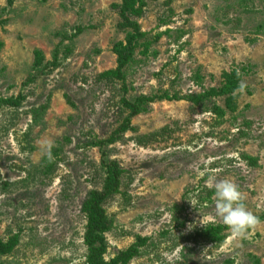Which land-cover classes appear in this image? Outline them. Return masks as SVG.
<instances>
[{
  "label": "rangeland",
  "instance_id": "obj_1",
  "mask_svg": "<svg viewBox=\"0 0 264 264\" xmlns=\"http://www.w3.org/2000/svg\"><path fill=\"white\" fill-rule=\"evenodd\" d=\"M124 5L0 0V96H23L0 109L2 264H95L84 204L118 167L105 261L264 264V0ZM126 49L124 85L101 78Z\"/></svg>",
  "mask_w": 264,
  "mask_h": 264
},
{
  "label": "trees",
  "instance_id": "obj_2",
  "mask_svg": "<svg viewBox=\"0 0 264 264\" xmlns=\"http://www.w3.org/2000/svg\"><path fill=\"white\" fill-rule=\"evenodd\" d=\"M8 8L12 7L14 3L17 0H6ZM132 5V0H125L124 7H129ZM8 8L1 7L0 11H8ZM1 25V23H0ZM81 29L79 27H76V34L80 32ZM3 43L0 40V48ZM39 53L36 52V58L34 61V68L36 72H38L39 68L42 65V59L37 55ZM131 50L126 49L123 52L122 58L119 65L116 69L113 70H107L105 72H102L100 74L101 78H107V79H115L116 81L122 83L124 85L125 83V76H124V68L127 66L128 62L131 59ZM35 72V73H36ZM37 75H34L33 77H29L28 81L34 80ZM27 81V82H28ZM25 83V85L27 84ZM197 96V95H196ZM192 96L191 97H196ZM166 97V96H164ZM23 96L21 95L20 98H3L0 96V109L4 108L5 106H13L18 107L21 105ZM150 97H142L138 98L135 102L129 101L126 99H123V108L124 111L128 110L130 116L138 114L140 111H142V107H144V103L149 101ZM130 120H125L117 130L116 132H120L122 130L127 129L129 126ZM123 173V169L117 168L115 169L114 173L112 174L114 178V186L110 185V179L111 176L106 178V185L103 187L102 190H93L87 199V201L84 204V210L86 211L88 215V224L87 229L85 232V243L88 245V257L89 261H93L95 264H128L131 259L137 254L138 249L135 246H130L129 248L120 251L114 258H112L109 261H105L103 255L105 253V247L104 245L97 246L96 244L98 241L103 240L101 234L99 232L103 230L102 228L106 225V218H105V211L103 208V203L113 194L119 193L120 187H121V179L120 175ZM112 181V180H111ZM216 240H220V238H216ZM19 242V233H16L9 237L7 240H4L2 236L0 235V264H2V258L6 255H9L13 252L15 247L18 245ZM87 257V259H88Z\"/></svg>",
  "mask_w": 264,
  "mask_h": 264
}]
</instances>
